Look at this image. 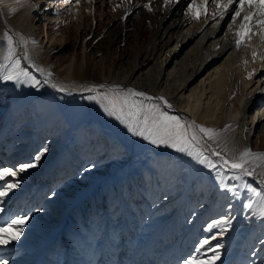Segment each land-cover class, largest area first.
I'll use <instances>...</instances> for the list:
<instances>
[{
    "label": "bare ground",
    "instance_id": "bare-ground-1",
    "mask_svg": "<svg viewBox=\"0 0 264 264\" xmlns=\"http://www.w3.org/2000/svg\"><path fill=\"white\" fill-rule=\"evenodd\" d=\"M183 2L134 4L102 30L89 33L85 23L80 42L67 43V36L42 48L43 28L38 33L35 24L42 21L50 35L59 17L33 0H0V66L11 71L19 61L18 71L27 73L19 82L0 79V169L16 171L43 152L37 167L8 178L20 187L0 198V227L17 215L31 217L19 240L0 245V262L185 264L196 258L209 264L218 255L213 264H264V160L249 157L244 167L251 175L221 164V157L238 160L245 149L264 153L258 17L237 47L244 16L233 23L238 3L214 18L216 4L207 0V14L193 19L190 11L181 13ZM138 10L144 13L135 27ZM68 51L71 56L56 59ZM129 88L162 96L172 108L129 96ZM111 102L116 115L105 111ZM133 103L145 111L159 104L187 120L189 133L198 132L193 121L215 130V139L198 133L191 151L216 167L135 135L124 122L136 120L129 115Z\"/></svg>",
    "mask_w": 264,
    "mask_h": 264
},
{
    "label": "snow or ice",
    "instance_id": "snow-or-ice-1",
    "mask_svg": "<svg viewBox=\"0 0 264 264\" xmlns=\"http://www.w3.org/2000/svg\"><path fill=\"white\" fill-rule=\"evenodd\" d=\"M178 0H166V3H174ZM217 8V12L214 14V18L218 15L220 18H223L225 13L231 8L233 4L238 3V10H235V16L233 17V23H235V18L240 17L241 13L244 12L243 22L239 25V32L236 34L238 39L236 40L237 47H240L243 42V37L246 33L251 32L252 30V20L253 17H258L255 21V24L259 25L260 31L259 35L262 40H264V0H214ZM207 0H192V3L189 5V11L193 19H198L200 14H207ZM248 9L249 11H245ZM149 10H151L149 8ZM250 38V37H249ZM256 58V52L253 51V59ZM264 59V57H261ZM247 63V61H245ZM4 66H0V79L5 81H16L19 82L22 76H27L26 72L18 71L19 61H16V67L11 71H3ZM249 79H251V74H249ZM38 84V81L34 82ZM55 87V85H53ZM129 96L145 97L148 100L157 99L162 101L163 104L171 109L172 105L164 97H150L147 96L145 92L136 91L134 89H127ZM90 99H95V97H90ZM125 104L128 103L127 100L124 101ZM132 107L136 109L135 112L129 113V115L135 116V122H129L125 120L124 122L128 124L129 128L135 135L144 137L147 140H150L152 144H163L170 147L176 148L181 152H188L190 155L202 157L200 159L201 163H205L209 168H215L216 164L211 162L208 157L203 156L202 153L192 152L191 149L194 145L198 144L201 137L198 133L205 134L208 139H215L217 133L215 130L206 128L203 126H197L195 122H191V127L193 129H198L197 131H192L189 133L188 128L185 126L189 122L187 120L184 123L181 122V117L169 115L168 112L163 111L159 104L150 105L147 110L143 108V105L132 104ZM105 111L109 115H116L117 106L114 102H111L110 107H105ZM121 116H123V107L119 108ZM141 113H144L143 118L141 119ZM118 119L120 117H117ZM231 127V126H229ZM44 152L47 151L45 148ZM43 152L37 154L33 157L35 162L33 163H22L18 166L16 171H13L11 167H5L0 169V181H3V184H0V198L8 196V194L13 190L20 187V182L18 180H8L9 177L15 178L17 172H24L29 168L37 167L38 162L41 159ZM213 155H219L213 150ZM249 157L255 159L264 160V153H253L251 149H245L239 156L238 160L233 158L231 161L221 157V164L224 168H230L233 170H240L244 175H251L252 173L244 167L245 164L249 162ZM92 166H90L91 168ZM89 168V170H90ZM239 178V177H237ZM223 183V182H222ZM264 184V180L261 181ZM223 187L227 188L230 192H235L234 188H229L228 185L223 184ZM251 191L257 196L262 197L260 192H257L256 189H251ZM264 200V197H262ZM249 208L252 207V204L248 205ZM4 209L0 208V212H3ZM262 216H264V208L261 209ZM31 217L25 213L23 215H17L15 218L10 219L5 222V226L0 227V245H7L12 241H17L20 239V235L23 234L25 230V225L28 223ZM228 221H217V226L221 224H226ZM211 227V225L209 226ZM204 244H208L209 241L205 240ZM215 251V250H214ZM219 259V256L213 257V261H210L209 264H213L214 260ZM0 264H7V261L0 262ZM185 264H202L196 258L186 260Z\"/></svg>",
    "mask_w": 264,
    "mask_h": 264
},
{
    "label": "rangeland",
    "instance_id": "rangeland-1",
    "mask_svg": "<svg viewBox=\"0 0 264 264\" xmlns=\"http://www.w3.org/2000/svg\"><path fill=\"white\" fill-rule=\"evenodd\" d=\"M35 1V6L40 7H49L48 13H52V16L57 15L59 17V23L55 25V23H51L48 32L50 35H47V29H44V25H42V21L37 22L35 25V29L37 32H40V26L43 28V33L45 35L43 39L42 48L49 46H58L60 44V39H63V42L69 36V40L67 43H73L74 41L80 42L83 40V28L85 23L91 31L102 30L104 27L110 26L116 21H121V19L125 18L127 12L131 6L134 4H149L150 0H33ZM63 1V2H62ZM192 3V0H184L181 13L189 11V5ZM126 13V14H125ZM144 10L136 11L132 17L134 22V26L137 27L140 22V18L142 17ZM123 15V17H121ZM51 16V17H52ZM51 18H47L46 24L51 21ZM52 25V27H51ZM39 28V29H38ZM53 28V29H52ZM134 28V27H133ZM56 30V31H55ZM56 33L57 39L54 41L51 37V33ZM151 34V29L148 30L146 35ZM48 36V38H47ZM89 36H86L88 39ZM59 39V41H58ZM40 40V39H39ZM71 40V41H70ZM63 43L64 45L67 44ZM113 45V48H116ZM123 46L120 45L119 48ZM57 54V53H55ZM72 54L71 51L58 53L56 59L65 58V56L69 57ZM118 56V54H116ZM0 100H4V94L0 91ZM4 149V145H0V150Z\"/></svg>",
    "mask_w": 264,
    "mask_h": 264
}]
</instances>
